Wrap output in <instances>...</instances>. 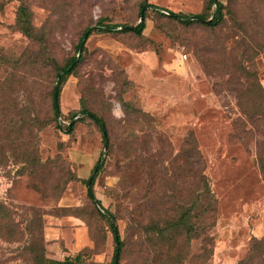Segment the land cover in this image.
<instances>
[{"label":"rangeland","instance_id":"374dc122","mask_svg":"<svg viewBox=\"0 0 264 264\" xmlns=\"http://www.w3.org/2000/svg\"><path fill=\"white\" fill-rule=\"evenodd\" d=\"M142 1L4 3L0 9V64L4 56L10 61L0 65V88L8 82L9 67L32 50L28 39L14 28L21 2L32 11L34 27L47 31L51 54L60 64L74 56L81 36L91 28L83 62L76 75L60 86L59 109L69 122V114L78 113L85 100L89 110L104 119L111 142L116 144L115 154H109L107 167L95 182L96 198L116 214L126 240L134 228L132 217L142 219L141 214L152 211L142 190L143 172L148 171L151 155L164 153L160 162L169 169L175 162L171 160L193 137L216 200V217L206 234L210 241L204 237L194 240L193 257L185 264H239L250 255L256 241H264V175L259 164L264 156V117L249 109L242 94L251 82L247 73L256 74L264 87V51L259 50L250 61L252 49L257 47L253 41L264 46V0H239L235 5L239 20L250 26L253 34L247 39L249 52L244 54L242 48L220 52L213 57V64H205L196 54L195 43L215 39L214 35L217 39L230 35L233 24L229 21L221 30L211 32L199 24L186 28L148 9L147 28L141 38L94 31L102 18H109L112 24L136 26ZM149 4L193 16L204 12L206 0H149ZM16 74L5 91L10 118L15 121L11 126L8 123L0 136V146L6 149L0 152V264H31L24 249L38 237L51 259L82 253L86 264H111L114 237L108 224L93 211L84 183L108 152L102 133L86 118L76 121L72 135L55 127L51 92L57 78L53 70L18 66ZM126 102L131 109L124 106ZM139 110L149 118L139 120ZM34 117L47 125L40 128L32 121ZM18 129L41 161L35 172L25 170L21 156L14 147L10 150L6 140L10 131ZM126 140L133 141L134 166L143 168H134L133 180L121 173L126 163L119 148ZM136 180L137 190L129 191L127 184ZM129 192L138 194L128 198ZM132 234L136 241L137 233L132 230ZM251 258L247 264H264V246ZM150 262L149 256L138 255L136 250L131 257L124 254L119 264Z\"/></svg>","mask_w":264,"mask_h":264},{"label":"trees","instance_id":"16d2710c","mask_svg":"<svg viewBox=\"0 0 264 264\" xmlns=\"http://www.w3.org/2000/svg\"><path fill=\"white\" fill-rule=\"evenodd\" d=\"M15 1L21 0H1L0 9H3L4 3ZM238 1L228 0V3H224L221 0H216L214 4L212 0H206L204 12L196 15L205 21H210V23H206L201 21L179 20L166 14V12H169L168 9L157 8L149 4V0H143L140 3L139 23L136 26L112 24L109 18H102L94 31L102 35L131 34L132 36L141 38L147 28L148 9H152L159 18L174 21L186 28L199 24L211 32L221 30L229 21L233 24V33L230 35L222 36L220 39H217L219 36L214 35L215 39L195 43L194 50L196 54H198L205 64H213V57H216L220 52H233L242 48L245 54L251 48L247 39L249 37L253 38V34L250 35V26H247L244 21L239 20V14L235 9V5L239 3ZM142 12L143 20H141ZM176 15L181 19H187L191 16L185 13H177ZM14 28L28 39L32 50L25 52L23 57L16 60V65L9 67L11 74L8 82L0 88V104H3V107L0 108V136H4L5 126L8 123H11V126L15 121L13 118H10V99L7 97L5 91L18 77L16 68L20 66L22 69H31L33 71L37 70L38 67L50 68L55 73V78L58 80L61 74V84L65 83L71 76L76 75L78 66L83 62L86 45L78 57L79 48L84 36L91 30V28H88L81 36L74 56L67 59L63 64H60L51 54L48 46L49 35L47 31L44 28L36 29L34 27L32 11L23 2L18 7ZM92 32L93 30L89 33L88 38ZM253 42L257 47L252 49L250 61H253L259 55V50L264 51L263 45L255 40ZM9 61L10 57L4 56V59H1V64L5 65ZM243 71L246 72V69H243ZM246 75L251 82L245 86L244 92H242L243 99L249 104L248 107L252 112H258L264 117V87L258 80L256 74L247 73ZM243 87L242 85L240 89ZM60 90L61 88L59 87L58 107L55 102L56 85L51 92L53 122L59 131L72 135L75 131L76 121H83L86 118L91 119L98 126L103 138L104 132L107 134L108 152L106 156H103L97 162L92 176L84 183L87 189H89L88 198L93 206V211L108 224L114 237L116 246L111 264H114L115 257H118L119 264L124 254L128 253V256L131 257L136 250H138V255L144 254L149 256L151 260L150 264H185L193 257L191 244L194 240L204 237L205 241H210L208 236L206 237V234L214 226L216 217V200L209 180L204 174L205 163L196 140L190 137L189 141L186 142V148L181 150L179 155L171 160H175V162L169 169L163 167L160 162V157L165 155L164 153L161 156H158L159 154L151 155L148 171L143 172L142 190L147 197L145 198L147 200L145 204L151 205L149 212L152 211L148 214H141L142 219L136 218L135 216L132 217V226L134 228L130 229L128 238L125 240L120 234L116 214L102 205L101 201L96 198L94 190L97 177L107 167L109 154H115L116 144L111 142V136L107 132V124L104 119L90 111L86 105L87 103L83 99L81 101L80 111L69 114V122H66L65 119L67 118L63 117L61 111L59 116L57 110L59 109ZM124 106L128 109L132 108L131 104L127 102L124 103ZM78 115L83 117L75 120V117ZM136 115L139 120L143 121L145 118H149L148 114H145L141 110L137 111ZM32 121L39 125L40 128L47 125L35 117ZM21 131V129L13 132L10 131L6 140L10 142L8 144L10 150L14 147L15 152L21 156L18 158L22 159L25 163V170L35 172L41 165V161L34 148H31L19 135ZM133 136L131 135L129 137ZM15 143H18V145H14ZM132 147V140H126L123 143V147H118L120 152L124 153L123 160L126 163V165H123L121 173L128 180L134 179V168L143 170L139 165L134 166L136 151L132 155L130 151ZM5 150L4 145H1L0 152L5 153ZM259 164L264 175V156L259 159ZM132 165L134 166L133 174L129 175V170ZM138 184L139 180L129 182L127 184L130 187L129 191L136 189ZM137 194H131L129 192L130 196L128 195L127 197L135 198ZM95 199L102 205L103 210L97 206ZM1 207L2 205L0 204ZM132 230L134 233H137L138 239L136 241L132 238ZM262 246H264V241H256L250 250V255L239 264H247L253 261L251 256L253 257L255 253H258V250ZM24 250L29 256L31 264H86L85 255L82 253L73 257H66L63 260H54L47 257L46 248L39 237L33 238ZM204 252L208 255L209 251L207 247H204Z\"/></svg>","mask_w":264,"mask_h":264},{"label":"water","instance_id":"95a60500","mask_svg":"<svg viewBox=\"0 0 264 264\" xmlns=\"http://www.w3.org/2000/svg\"><path fill=\"white\" fill-rule=\"evenodd\" d=\"M213 3L215 4L216 3V0H212ZM166 14H168L169 16H172V17H175L179 20H185V21H201V22H206V23H210V21H205L203 19H201L200 17L196 16V15H193V16H190L189 18L187 19H181L179 18L175 13L169 11V12H166ZM141 20H143V12L141 14ZM92 31V29L84 36L82 42H81V45H80V48H79V53H78V57L81 55L85 45H86V42H87V39H88V35L89 33ZM72 67V66H71ZM60 84H61V74L60 76L58 77V80H57V83H56V91H55V102H56V106L58 107V89L60 87ZM58 112V115L60 116V110L58 109L57 110ZM60 118V117H59ZM108 147V141H107V134L106 132H104V149L106 150ZM89 190V189H88ZM95 202L97 204V206L103 210V207L102 205L98 202V200L95 199ZM114 264H118V257H115L114 259Z\"/></svg>","mask_w":264,"mask_h":264},{"label":"built area","instance_id":"2783aa9c","mask_svg":"<svg viewBox=\"0 0 264 264\" xmlns=\"http://www.w3.org/2000/svg\"><path fill=\"white\" fill-rule=\"evenodd\" d=\"M183 57H184L183 59H187V56L186 55H184Z\"/></svg>","mask_w":264,"mask_h":264}]
</instances>
